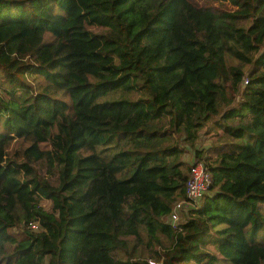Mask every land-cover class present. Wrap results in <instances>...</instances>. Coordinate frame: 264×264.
I'll list each match as a JSON object with an SVG mask.
<instances>
[{
	"label": "trees",
	"instance_id": "1",
	"mask_svg": "<svg viewBox=\"0 0 264 264\" xmlns=\"http://www.w3.org/2000/svg\"><path fill=\"white\" fill-rule=\"evenodd\" d=\"M215 1L0 0V264H264V0Z\"/></svg>",
	"mask_w": 264,
	"mask_h": 264
},
{
	"label": "built area",
	"instance_id": "2",
	"mask_svg": "<svg viewBox=\"0 0 264 264\" xmlns=\"http://www.w3.org/2000/svg\"><path fill=\"white\" fill-rule=\"evenodd\" d=\"M245 83V80L243 81ZM210 185V176L201 162L191 165L188 178L185 182V201H177L173 204L168 216L170 225L175 226L182 222L180 215L198 205L200 199L207 194ZM35 228V225H30Z\"/></svg>",
	"mask_w": 264,
	"mask_h": 264
},
{
	"label": "rangeland",
	"instance_id": "3",
	"mask_svg": "<svg viewBox=\"0 0 264 264\" xmlns=\"http://www.w3.org/2000/svg\"><path fill=\"white\" fill-rule=\"evenodd\" d=\"M196 4L200 5V6H214V7H218V8H222V9H226L229 10L230 9V5L227 2H217L215 0H193ZM207 131L202 130L200 133V141L197 143V145H195V148L199 151H202L204 148L211 146L212 142L214 141V139H211V137L209 136V134H216V132L214 131H208L209 133H204ZM192 157H193V152L192 150H187L186 154H184L183 160H185L188 164L191 165L192 163ZM48 203L47 202H43L41 204V206L43 208H47ZM185 213H182L180 215V220L184 219ZM166 247L167 244L165 243V248L162 249L163 252H166ZM158 250L160 251L161 248H158Z\"/></svg>",
	"mask_w": 264,
	"mask_h": 264
}]
</instances>
